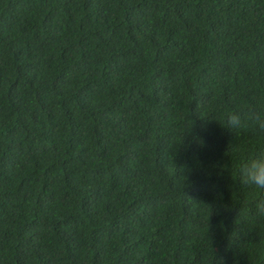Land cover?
Listing matches in <instances>:
<instances>
[{
  "label": "trees",
  "instance_id": "1",
  "mask_svg": "<svg viewBox=\"0 0 264 264\" xmlns=\"http://www.w3.org/2000/svg\"><path fill=\"white\" fill-rule=\"evenodd\" d=\"M264 0H0V264H264Z\"/></svg>",
  "mask_w": 264,
  "mask_h": 264
},
{
  "label": "clouds",
  "instance_id": "2",
  "mask_svg": "<svg viewBox=\"0 0 264 264\" xmlns=\"http://www.w3.org/2000/svg\"><path fill=\"white\" fill-rule=\"evenodd\" d=\"M228 128L240 130L251 127L264 134V111H233L225 114ZM241 182L256 190L264 191V155L249 160L239 170ZM256 214L264 217V199L256 202Z\"/></svg>",
  "mask_w": 264,
  "mask_h": 264
}]
</instances>
